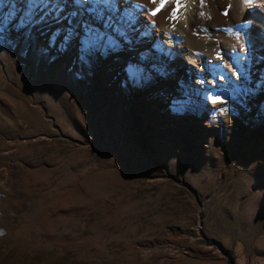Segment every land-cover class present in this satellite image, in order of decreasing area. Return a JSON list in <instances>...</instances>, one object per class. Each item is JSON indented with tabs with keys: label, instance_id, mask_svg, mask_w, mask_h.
I'll use <instances>...</instances> for the list:
<instances>
[{
	"label": "rangeland",
	"instance_id": "rangeland-1",
	"mask_svg": "<svg viewBox=\"0 0 264 264\" xmlns=\"http://www.w3.org/2000/svg\"><path fill=\"white\" fill-rule=\"evenodd\" d=\"M73 10L0 0V264H264V33L199 1L226 44L161 87Z\"/></svg>",
	"mask_w": 264,
	"mask_h": 264
},
{
	"label": "bare ground",
	"instance_id": "bare-ground-1",
	"mask_svg": "<svg viewBox=\"0 0 264 264\" xmlns=\"http://www.w3.org/2000/svg\"><path fill=\"white\" fill-rule=\"evenodd\" d=\"M69 1L77 9L73 11H78L85 23L95 32L106 35L112 33L114 42L119 46L123 43L129 47L131 42L138 55L140 54L141 64L149 69L150 76L158 82H163L161 87L164 82H171L172 87H175L182 79L190 81L198 69L197 53L202 49L222 48L226 44L222 37L213 35V32L196 29L200 0H183L184 7L178 13L180 18L177 23L168 18L174 4L158 13L154 21H151V18L149 21L147 14L153 10L149 0H108L105 4H91L99 3V0H89L90 3L87 0L83 3L78 0ZM219 4L226 9L225 16L231 24H249L251 28L255 27L257 31L264 33V0H254L251 5L246 4L245 0H219ZM144 16L148 20L142 23L141 18ZM152 31H155L157 38L152 37ZM167 62L174 64L172 73L164 68ZM174 69L177 72H174ZM176 74L179 76V82L174 79L175 76L172 77ZM186 90H190V96H198L196 88L187 85ZM171 99L176 104L182 97L174 95Z\"/></svg>",
	"mask_w": 264,
	"mask_h": 264
},
{
	"label": "snow or ice",
	"instance_id": "snow-or-ice-1",
	"mask_svg": "<svg viewBox=\"0 0 264 264\" xmlns=\"http://www.w3.org/2000/svg\"><path fill=\"white\" fill-rule=\"evenodd\" d=\"M78 2L83 3L84 0H78ZM88 3L89 0H87ZM108 0H99V3H91V4H105L107 3ZM254 2V0H245L246 4L251 5ZM151 3L156 4L157 6L150 11V14L152 16H156L158 13H160L165 7H167L170 3H174V7L172 8V11L169 15V19L172 21H176L178 22L179 20V11L182 7H184V3L183 0H151ZM201 5H203L205 3V0H200ZM201 16H204L205 13L201 12L200 13ZM225 15H227V12H225ZM210 18V17H209ZM175 27V24H173V28ZM237 38H239V35L237 34ZM211 103L213 104H217V103H224L223 99L220 96H214L211 98ZM226 111V109H225ZM2 234V233H0Z\"/></svg>",
	"mask_w": 264,
	"mask_h": 264
}]
</instances>
